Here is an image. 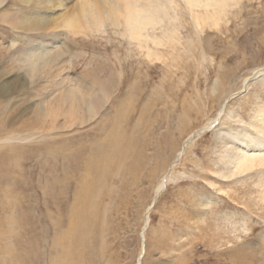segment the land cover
Returning a JSON list of instances; mask_svg holds the SVG:
<instances>
[{
	"label": "rangeland",
	"instance_id": "obj_1",
	"mask_svg": "<svg viewBox=\"0 0 264 264\" xmlns=\"http://www.w3.org/2000/svg\"><path fill=\"white\" fill-rule=\"evenodd\" d=\"M79 1L67 0L63 9L45 10L44 15L25 0H8L4 10L13 15L0 18V264L21 263L18 257L26 255L28 232L34 224L41 232L42 216L48 219L44 227L52 230L55 222L64 220L70 204L78 205L79 186L86 182L87 171L75 173L77 191L64 196L60 180L68 172L59 168L57 152L64 147L77 155L82 146L106 139L105 128L110 133L116 125L125 139H131L133 148L126 158L113 163L112 177L101 193L102 231L98 230L97 238L105 252L93 264H264V209L255 202L256 193L247 195L255 191L256 177L237 185L224 179L225 149L241 144L230 137L217 138L219 130L231 126L226 117L235 109H245L243 119L249 123L255 108L252 95H264L262 77L253 74L264 69V0L244 1L242 10L230 17L231 24L218 32L207 29L197 38L187 25L188 29H181L180 54L155 62L124 36V28H114L110 22L102 30H80L84 33L79 35L65 29L28 32L5 23L38 15L62 19L68 7ZM17 11L22 14L18 16ZM55 35L58 43L52 47L64 55L56 67H64L39 78L31 88L1 91L18 78L17 61L24 50L43 43L51 46L48 41ZM249 77L251 85L245 88ZM95 80L104 83L109 94L95 122L66 129L60 117L53 130L47 118L39 131L43 135L25 143L9 141L13 129L6 123L15 121L19 127L34 117L31 109L41 103L47 108L52 97L68 89L79 87L88 99ZM229 96L234 100L221 116L225 119L201 133ZM33 129L19 137L28 139ZM198 132L178 161L179 151ZM169 173L172 179L156 199ZM48 192L61 195L60 201L48 204ZM8 232L13 234L10 238Z\"/></svg>",
	"mask_w": 264,
	"mask_h": 264
},
{
	"label": "bare ground",
	"instance_id": "obj_2",
	"mask_svg": "<svg viewBox=\"0 0 264 264\" xmlns=\"http://www.w3.org/2000/svg\"><path fill=\"white\" fill-rule=\"evenodd\" d=\"M7 1L0 0V18H11L13 15L8 13V9L4 10L9 3L6 4ZM53 1L25 0V3L27 6H38L39 9L35 12L45 15L46 12L60 10L64 7L63 5L67 0ZM244 1L248 0H80L71 9L68 7L66 15L62 19L61 16L53 18L38 15L37 17L27 18V21L5 20V23L28 32L42 31L46 33L47 31H52L55 33L60 29H65L69 30L72 34L75 32V34L79 35L84 33L79 32L80 30L87 31L93 30V28L96 31L98 29L102 30L110 22L114 28H124V36L132 42L137 43L141 52L146 53L145 56H147V59L155 62L168 60L169 56H173L174 53L180 54L178 47L183 46L181 29L187 28V25L192 28L197 38L207 29L218 32L223 28L225 29V27L227 28L231 24L230 17L234 13L242 10L241 5ZM69 13L70 16H67ZM21 14L17 11L18 16ZM57 36L48 41L52 42L51 46L43 43L35 48L27 47L24 50L25 54L21 55L20 60L17 61L18 78L14 82L5 84L1 88V91L9 93L12 87H17V89L21 88L23 91L26 88L36 86V81H39L41 77L48 76L49 74L47 73L62 69L64 65L56 67V64L60 61L63 62L64 55L52 47L58 43L56 41L58 39ZM51 49H55L56 51ZM253 74L254 78L256 76L262 77L260 83L264 87V69H255ZM251 80L252 77L245 80V88L251 85ZM98 86L100 88L96 89ZM53 93L56 92L53 91ZM108 95L105 84L97 80H95L88 99L83 95L79 87L61 92L58 96L52 97L53 100L51 99L49 101V109L48 106L46 108L45 103L38 104L34 109H31L32 112L30 113H34V117L31 120L23 121L19 127H15V121L9 123L5 121L4 123L12 125L13 129L8 139L11 142L15 139H22L20 140L21 143L32 141L35 137L43 135L39 131L43 130L42 124L45 123L47 118L50 119L53 130H57L56 126H58V119L60 117L65 119L64 125L66 129L72 128L75 125L85 126L90 122L92 124L107 104L109 100ZM252 96L255 98H251L255 108L253 107L250 122L248 123L243 119L242 113L245 112L243 111L245 109H235L228 116L226 115V120L229 119L231 121V126H224L227 128L225 130H223L224 128L222 126L223 129L221 128L222 130H219L220 132L217 133V138L223 140L225 137H230L233 141L238 140L241 144L237 147L234 145V147L228 150L225 149L226 156H223V160L221 161L223 167L222 177L233 180V183L236 185L237 183H247L248 180L250 181L256 177V182L252 186L255 188V191L247 193V195L249 197V195L253 196L256 193L257 196H253L255 202L258 203V207L261 206L264 209V95L259 96L254 94ZM229 97L221 105L218 116L215 119L213 118L212 123L204 127L200 131L201 133L206 132V130L215 126L217 123H221L220 120L225 116L228 109L226 106L233 98V96ZM254 101L256 102L254 103ZM63 107H65V110ZM0 124L2 123L0 122ZM37 128L38 130H35ZM32 129V135H29L28 139L19 137L20 133L31 131ZM105 131L106 139H101L96 144H90V146H82L77 150V155L74 152H69L64 147H62L60 153L57 152L59 168L61 167L64 172H68L64 175V179L60 180L62 194L66 196L65 193L67 194L68 192V194L72 193L74 196V191H77L76 187L79 180L75 174L77 171H87V174H85L86 178H84L86 182L79 186L78 205H69V211L63 221L58 220L54 223L52 230H49L48 226L44 227L48 219L42 216L41 220L43 225H40L41 232L39 228H36L37 224H34L30 228L31 230L28 232L29 238L27 240L29 242L25 252L26 255L18 257L21 262L20 264H42L44 260H47L46 262L48 264H93L96 261L102 260L105 249L103 245L99 247L100 240L97 238L98 230L102 231V226L99 225V220L101 219L100 205L103 202V194L101 193L108 185V179L112 177L113 163L116 160L121 161L124 157L126 158L129 153H132L131 149L133 148L131 139H125L123 137L118 125L110 133L106 128ZM201 133L198 132L192 135L186 141L182 150L177 155L178 161L185 156L191 140ZM226 145L227 143L224 144L225 147ZM178 161L176 160L171 165L172 170ZM171 175L172 173H169V177L164 178L163 182H161L156 199H158L169 181H171ZM47 196L48 204L51 201L54 202V200L60 201L61 198V195L56 193L51 194L50 192H48ZM101 198L102 200H100ZM240 199L238 201L241 203ZM248 201L247 203H249ZM62 203L64 205L67 204L66 201ZM154 204L155 202L147 212L145 220L146 226L145 229L143 228V232H147L148 230L150 212L154 208ZM64 227H66V231L63 230ZM244 229L248 231L246 228ZM235 232L237 233L238 230ZM144 233L142 234L143 237ZM8 235L10 238L13 234L8 232ZM50 243H53V246L50 247ZM42 247L45 248V251L47 249V251L43 252L41 250ZM11 249L12 246L11 248L7 247L9 256L13 254ZM242 260L245 259L242 258ZM3 264H7V262L4 261Z\"/></svg>",
	"mask_w": 264,
	"mask_h": 264
}]
</instances>
